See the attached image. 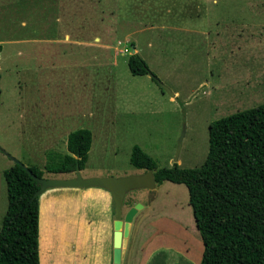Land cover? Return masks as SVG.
Returning <instances> with one entry per match:
<instances>
[{"label":"rangeland","instance_id":"rangeland-1","mask_svg":"<svg viewBox=\"0 0 264 264\" xmlns=\"http://www.w3.org/2000/svg\"><path fill=\"white\" fill-rule=\"evenodd\" d=\"M174 27L200 33L185 39ZM132 44L156 79L132 75ZM0 47L2 172L15 161L42 166L41 152L51 148L36 137L42 123H62L68 133L66 144L57 145L60 154L68 151L70 133L92 131L84 178L142 174L130 162L136 145L160 168H198L213 122L264 104V0H0ZM99 191H52L57 203L50 217L44 201L49 264L80 250L77 240H67L73 231L96 232L89 194ZM113 202L103 213L109 252ZM137 203L145 206L131 227L140 234L138 247L146 229L163 243L169 234L189 240L186 228L199 234L189 201L167 188L131 191L123 216ZM152 251L150 264H174L178 256L173 249L162 256L160 248Z\"/></svg>","mask_w":264,"mask_h":264},{"label":"trees","instance_id":"trees-1","mask_svg":"<svg viewBox=\"0 0 264 264\" xmlns=\"http://www.w3.org/2000/svg\"><path fill=\"white\" fill-rule=\"evenodd\" d=\"M128 66L134 76L156 79L137 52L129 56ZM1 94L0 87V106ZM92 143L91 130L79 129L68 137V153L49 152L44 168L27 167L40 178L75 176L77 163L85 170ZM130 162L143 172L152 171L158 187L172 182L188 188L204 244L200 264H264V104L213 122L208 156L198 168L177 163L160 168L138 145ZM6 179L9 209L0 232V264H41L40 197L34 198L39 186L18 161L6 170Z\"/></svg>","mask_w":264,"mask_h":264},{"label":"crops","instance_id":"crops-1","mask_svg":"<svg viewBox=\"0 0 264 264\" xmlns=\"http://www.w3.org/2000/svg\"><path fill=\"white\" fill-rule=\"evenodd\" d=\"M171 29L173 31H179V33H182V36L185 39L187 37L189 38L190 34L200 33V30H195L193 29V27H174ZM67 37L70 36L67 35ZM135 51L138 52V49L135 48ZM177 95L178 92H176L175 96ZM40 128L41 130L36 136L37 139L39 140L38 142L41 141L42 144H47V145L49 144L48 146H50L51 148L50 149L48 148L47 150L41 152L42 157L46 155V160L43 162L42 166H37V165L34 166H37L39 168L40 167L44 168L47 161V152L57 151V147H58L57 145L62 142L66 144V138L68 133L64 132L62 123H42ZM142 173L144 172L142 171ZM166 188L168 193L172 192L173 195H178L179 201H184V200L189 201V192H188V188L185 185L166 182L160 187V192L166 190ZM62 189L75 190V191L80 190L78 188L49 189L40 196L39 254H40L41 264H49L50 261L49 259L50 256L48 255V253L46 254L44 248V242L42 241L43 230H44V226L42 222L44 201L46 202L50 201L47 210V217H50L49 215L53 211V207H54L53 205L57 203L55 198L53 197L54 195L51 192L54 190H62ZM87 189L100 190L99 193H97L99 194L98 197L97 194L95 195H91V193L89 194V196L93 197L92 198L93 201H90L91 204L90 206L95 214V216H93L95 222L90 220V223L97 225L96 232L94 234L86 235V232L82 233L80 230L77 231L78 233H75V231H73L71 234V239H67V240H71V241L77 240L78 243H80V250L75 252L74 254L71 253V254L63 255L60 261L57 258H53L54 260L53 264L55 263L75 264L76 261H78L79 264H113V235H112V241H110L111 247L109 252L107 225L103 216V213L106 212V204H108L109 201L112 202L113 199L111 197L112 195H110L109 191L102 188H87ZM147 208H148V213L150 211H154L157 208V200L154 201L153 204L148 206ZM8 209H9V188L6 179V169H5L3 172L0 171V232L2 230L4 219ZM189 210L191 213V209ZM148 215L149 214H147V216ZM93 218L91 217V219ZM194 223H195V218H194ZM143 225H144V221L142 222L140 227ZM113 228H114V222H113ZM154 230L156 231L157 227H155ZM188 230L189 228H186V233L188 235L189 240L186 238L184 239V237H182V239H175L171 236V234H169L165 238V243H163L164 242L163 239L157 238V236L153 234L149 235L146 229L145 234H143L144 240L146 241L143 243L144 245L143 247L142 246L138 247V242L140 241L139 232H137L135 236L133 233H131L128 242V248L126 250V255L123 260V264H150L149 260L152 256L151 254L152 250L150 248H153V251L156 250L157 248H160L159 253L161 254V256L163 252L165 253L168 251H172L173 249L178 254L176 262L174 264H180L179 262H183L184 264L186 263L200 264L204 252V244L202 242V238L201 236L199 237L200 233L199 234L197 232L195 233L193 229L192 231H188ZM113 234H114V230H113Z\"/></svg>","mask_w":264,"mask_h":264},{"label":"water","instance_id":"water-1","mask_svg":"<svg viewBox=\"0 0 264 264\" xmlns=\"http://www.w3.org/2000/svg\"><path fill=\"white\" fill-rule=\"evenodd\" d=\"M135 52V49H133V53ZM161 87L165 90H168L163 85H161ZM172 96L175 97L174 94H172ZM180 149L181 143L179 145V151ZM24 167L28 170L31 177L39 186V190L35 193L34 198L40 197L49 189L57 188H102L109 191L114 201L115 212L113 234V264H123V260L126 255V247L131 235L132 224L138 214L145 208L143 204L137 203L132 206L123 216L124 202L126 196L131 191L139 189L155 190L157 188L155 176L152 171H147L139 175H132L122 178H84L77 163L75 176L71 178L61 179L45 177L40 178L36 176L28 167Z\"/></svg>","mask_w":264,"mask_h":264}]
</instances>
